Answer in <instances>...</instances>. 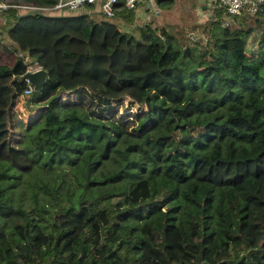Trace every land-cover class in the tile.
<instances>
[{"label": "trees", "instance_id": "trees-1", "mask_svg": "<svg viewBox=\"0 0 264 264\" xmlns=\"http://www.w3.org/2000/svg\"><path fill=\"white\" fill-rule=\"evenodd\" d=\"M102 3L0 9V264H264V6L216 7L204 41ZM33 64L38 115L13 145Z\"/></svg>", "mask_w": 264, "mask_h": 264}, {"label": "rangeland", "instance_id": "rangeland-1", "mask_svg": "<svg viewBox=\"0 0 264 264\" xmlns=\"http://www.w3.org/2000/svg\"><path fill=\"white\" fill-rule=\"evenodd\" d=\"M195 4H198L197 7L193 6ZM148 5L145 6L146 14L145 12L144 14L143 12H139V16L137 13L138 19L135 21V23L150 22L152 27L156 29H161L167 26L172 29L178 38L183 40H185L188 34L194 38L193 35L195 33L198 37L205 41L209 29L207 24L208 19L213 15L214 12L210 8H202L204 6H202L199 0H167L161 2L160 4H157L153 0L152 5L150 7ZM91 15L93 16V14ZM97 17H99V15H97ZM97 17L93 18L98 19ZM111 22L120 27L121 30L129 28V26L120 23L117 18L113 19ZM253 42V36H250L249 42L247 43L248 55H250L251 50L255 49ZM4 50L0 51V64H10L13 61V56L10 55L7 50ZM68 98L71 99L72 95L67 94L63 97V99ZM25 99H29V97L19 98L16 106L8 111L7 121L11 131V144L13 145L17 140L18 135L20 136L22 133V128L19 124V121L29 123L38 115L36 111L37 107L33 109L32 104H25ZM139 109L140 108L136 104L130 103L127 105L126 109H123L119 113V116H122L123 114L129 115L135 120L136 115L139 113ZM126 132L133 134L130 127L127 128Z\"/></svg>", "mask_w": 264, "mask_h": 264}, {"label": "built area", "instance_id": "built-area-1", "mask_svg": "<svg viewBox=\"0 0 264 264\" xmlns=\"http://www.w3.org/2000/svg\"><path fill=\"white\" fill-rule=\"evenodd\" d=\"M9 0H0V9L4 10L10 7L17 8L21 12L23 11H51V10H68L74 11L80 8L83 4L88 3L92 4L96 0H58L57 3L53 7H37L30 5H11L8 3ZM103 1L101 5V10L104 15L108 18H112L114 16V5L118 2V0H101ZM139 0H124V5L127 9L133 10L136 12L137 4ZM146 5L151 4L152 0H143ZM264 6V0H212V10L216 7L221 8L224 7L226 11L230 15H241L248 14L253 15L256 14L259 9ZM42 69L39 65L33 64L28 65L25 74H30ZM27 83V90L24 92L23 97L26 95H30L32 93V86L25 80Z\"/></svg>", "mask_w": 264, "mask_h": 264}, {"label": "water", "instance_id": "water-1", "mask_svg": "<svg viewBox=\"0 0 264 264\" xmlns=\"http://www.w3.org/2000/svg\"><path fill=\"white\" fill-rule=\"evenodd\" d=\"M45 76L46 72L42 69L30 74H24L22 76V80H27V82L32 86L33 89L32 93L30 95H26L25 97H29L33 100L39 96V91L44 82Z\"/></svg>", "mask_w": 264, "mask_h": 264}, {"label": "crops", "instance_id": "crops-1", "mask_svg": "<svg viewBox=\"0 0 264 264\" xmlns=\"http://www.w3.org/2000/svg\"><path fill=\"white\" fill-rule=\"evenodd\" d=\"M200 1V3L202 4V6H204V7H202V8H204V9H207V8H210V9H212V0H199ZM152 5V3L151 4H149L148 6L150 7ZM197 5L198 4H195V5H193V6H195V7H197ZM145 6H146V3L145 2H143V0H139L138 1V4H137V7H138V9H136V13H138V15H139V12H143V14H144V12L146 11V9H145ZM203 9V11L205 12V10ZM207 11V10H206ZM71 12H73V14L75 15V16H80V15H91L92 13H90V12H86V10L84 9V8H80V9H76V10H74V11H71ZM145 14H146V12H145ZM140 16V15H139ZM120 22V21H119ZM121 23V22H120Z\"/></svg>", "mask_w": 264, "mask_h": 264}]
</instances>
